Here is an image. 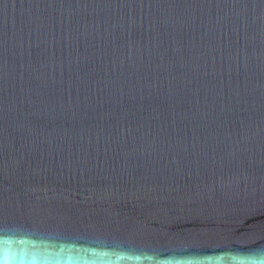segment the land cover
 Returning a JSON list of instances; mask_svg holds the SVG:
<instances>
[{
    "label": "water",
    "instance_id": "obj_1",
    "mask_svg": "<svg viewBox=\"0 0 264 264\" xmlns=\"http://www.w3.org/2000/svg\"><path fill=\"white\" fill-rule=\"evenodd\" d=\"M0 264H264V0H0Z\"/></svg>",
    "mask_w": 264,
    "mask_h": 264
}]
</instances>
